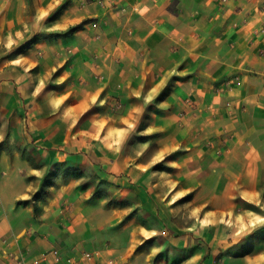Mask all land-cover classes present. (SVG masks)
<instances>
[{"label": "crops", "instance_id": "crops-1", "mask_svg": "<svg viewBox=\"0 0 264 264\" xmlns=\"http://www.w3.org/2000/svg\"><path fill=\"white\" fill-rule=\"evenodd\" d=\"M262 154L264 0H0V264H244L170 214Z\"/></svg>", "mask_w": 264, "mask_h": 264}, {"label": "rangeland", "instance_id": "rangeland-1", "mask_svg": "<svg viewBox=\"0 0 264 264\" xmlns=\"http://www.w3.org/2000/svg\"><path fill=\"white\" fill-rule=\"evenodd\" d=\"M135 130L132 129L128 134L126 146L132 152L142 151L143 156L147 157L156 148V137L149 132H142L145 130L142 127H138V137H135ZM256 158L261 167L256 171V181L250 187L252 191L245 189L239 182L223 183L218 176H208L204 192H200L199 186H196L184 193L177 199L176 205L172 206L175 208L170 214L174 223L171 232L181 229L195 237L202 233L207 240L197 242L195 239L194 247L202 249L205 242L214 246L215 262L222 258H234L247 264V257L252 260L261 257L264 252V154ZM151 167L167 174L170 179L179 177L176 172L178 165L170 155H166ZM101 194L102 192L93 193V196H103ZM222 194L225 198L223 202L219 198ZM111 198L113 201L114 198Z\"/></svg>", "mask_w": 264, "mask_h": 264}, {"label": "built area", "instance_id": "built-area-1", "mask_svg": "<svg viewBox=\"0 0 264 264\" xmlns=\"http://www.w3.org/2000/svg\"><path fill=\"white\" fill-rule=\"evenodd\" d=\"M53 253L55 255H58L59 260L61 259V255L59 254V250L57 248L53 249ZM92 254H93L92 252L82 251L79 254V256H75L73 254H70V255L64 256L63 259L65 260V262H67V264H81L82 259L90 258L92 256ZM37 263H38V260H35L34 263H32V264H37Z\"/></svg>", "mask_w": 264, "mask_h": 264}, {"label": "trees", "instance_id": "trees-1", "mask_svg": "<svg viewBox=\"0 0 264 264\" xmlns=\"http://www.w3.org/2000/svg\"><path fill=\"white\" fill-rule=\"evenodd\" d=\"M81 26V24H77L76 26L70 28L69 30L72 31V30H76L77 28H79ZM100 183H103V181H100Z\"/></svg>", "mask_w": 264, "mask_h": 264}]
</instances>
